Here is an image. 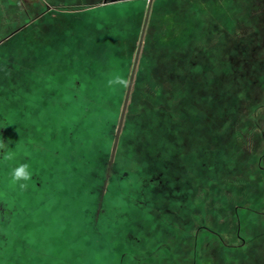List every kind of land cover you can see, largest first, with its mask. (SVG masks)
<instances>
[{"label": "flooded vegetation", "instance_id": "flooded-vegetation-1", "mask_svg": "<svg viewBox=\"0 0 264 264\" xmlns=\"http://www.w3.org/2000/svg\"><path fill=\"white\" fill-rule=\"evenodd\" d=\"M143 3L141 24H150L152 39L157 33L156 24H185L186 31L184 39L176 44L165 43L160 50L152 47L150 58L163 60L168 66L154 76L162 79L159 92L163 99L152 98L155 94L153 88L150 90V104L156 107L152 105L150 111L142 112L148 115L143 124L146 131H136L147 138L126 141L135 151L146 153L145 164L134 165L131 172L135 183L142 185L138 200L145 203L151 220H157L156 226L162 230L150 228L147 223L142 225L147 226L144 235L138 234L136 239V234L130 233L127 242L132 246L143 240L140 237L150 242L153 238L156 246L140 252L148 250L150 261L160 258L161 264H197L204 258L208 264H230L226 260L235 253L240 264H264V208L259 211L251 205L258 200L264 205V0H0V70L4 72L0 95L9 105L11 96L4 86L11 71H16L17 81L21 82L27 72L43 70L42 63L56 55L51 53L56 51L53 43H47L45 50L41 47L32 52L28 46L32 39L27 35L35 32L36 37L41 33L36 27L28 32L31 24H51L49 16L56 24L54 14L74 17L100 8V18H106L114 11L116 15L123 13L122 5L132 7L136 19L130 24H138L137 8ZM34 42L40 43L36 39ZM16 46L17 58L12 59ZM67 53L72 52L69 49ZM143 88L134 85L137 93ZM15 92L21 93L17 89ZM140 114L131 119L140 121ZM10 119L4 116L2 123L9 125ZM126 120L121 131L125 130ZM109 125L107 136L113 144L115 132L113 137L110 132L114 125ZM121 142L119 135L111 164L112 144L109 151L99 153L106 155L99 156L103 157L99 171L91 166L86 153L80 156L89 180L97 181L92 186L97 200L95 220L102 211L107 185L128 174L118 161ZM259 175L261 181H257ZM221 184L223 191L218 189ZM87 189L90 196L88 184ZM228 200L235 201V205L227 206L225 212ZM85 215L90 219L89 214ZM137 254L135 258H141Z\"/></svg>", "mask_w": 264, "mask_h": 264}, {"label": "rangeland", "instance_id": "rangeland-1", "mask_svg": "<svg viewBox=\"0 0 264 264\" xmlns=\"http://www.w3.org/2000/svg\"><path fill=\"white\" fill-rule=\"evenodd\" d=\"M121 7L122 19L115 11L100 18L103 13L100 8L80 13L79 17L54 14L58 18H54L56 24H52L53 17L49 16L47 20L51 24H31L27 29L31 33L35 27L40 29L41 34L36 37L35 32L27 35V39H32L28 46L33 53L53 43L56 51L51 53L56 55L42 63L43 70L27 72L21 82L17 81L16 71H11L9 82L4 86L11 96L8 97L9 105L0 95V142L7 145L0 150V264H161L160 258L149 259L148 250L157 244L152 242L153 238L150 242L147 237H140L143 240L132 246L127 242L130 233L136 234V239L138 234L144 235L147 226L142 225L147 223L150 228L162 229L156 226L157 220H151L145 203L138 200L142 185L135 183L134 165L145 164L146 153L142 149L135 151L126 141L136 138L140 142L147 138L137 135L136 131H146L143 124L148 115L142 112L150 106L156 107L150 104V90L153 88L155 94L152 98L163 99V93L159 92L162 79L154 76L162 74L168 66L163 60L150 58L152 47L160 50L165 43L176 44L183 40L185 24H156L157 33L153 39L150 24L144 26L142 52L138 55L131 84L124 122L127 120L120 134L122 146L117 158L128 174L107 185L97 220L94 216L97 200L92 187L97 181L90 179V185V174L80 157L86 153L92 163L110 150L109 123L114 125L110 132L113 137L121 112L126 87L110 85L109 81L117 75L129 80L144 25L141 22L145 4L137 8L138 24H130L136 19L132 7ZM35 39L42 44L35 45ZM17 48L12 51V59L17 58L14 55L19 51ZM69 49L71 54L67 53ZM0 71L1 78L4 72ZM135 84L146 88L137 93ZM15 89L21 93H16ZM138 112L141 113L140 123L131 119ZM4 116L7 120L11 118L9 125L2 123ZM6 151L11 158L5 159ZM21 164H28L32 173L23 189L11 180L12 170ZM258 178L257 181H261V175ZM87 184L92 190L90 196ZM238 185L236 187L241 189ZM220 186L218 189L223 191L222 184ZM227 203L230 204L225 205V212L235 201ZM251 205L259 211L264 208L262 200L251 202ZM239 211L247 213V210ZM85 214H89L91 220ZM218 218L221 223L223 218ZM117 230L120 235H116ZM145 249L148 250L140 252ZM136 253L141 258L136 259ZM232 256L235 257L229 259L225 255L226 262L240 264L236 253ZM137 260L142 261L137 263ZM206 261V258L203 262L198 259L197 264H208Z\"/></svg>", "mask_w": 264, "mask_h": 264}, {"label": "clouds", "instance_id": "clouds-1", "mask_svg": "<svg viewBox=\"0 0 264 264\" xmlns=\"http://www.w3.org/2000/svg\"><path fill=\"white\" fill-rule=\"evenodd\" d=\"M110 85H120L127 87L128 81L123 76H115L109 81ZM7 145L0 142V150L6 149ZM11 158L10 152H5V159ZM32 173L28 164H21L14 168L11 172V180L13 183H18L20 188H26L27 182L31 180Z\"/></svg>", "mask_w": 264, "mask_h": 264}, {"label": "water", "instance_id": "water-1", "mask_svg": "<svg viewBox=\"0 0 264 264\" xmlns=\"http://www.w3.org/2000/svg\"><path fill=\"white\" fill-rule=\"evenodd\" d=\"M146 19H147V17H146ZM144 26H145V24L143 25L142 33H141V36H140V39H139V42H138V45H137L135 58H134V61H133L131 72H130L128 85H127L126 90H125V95H124V99H123V103H122V108H121V112H120V115H119L118 123H117L115 134H114L113 144H112V148H111V152H110L109 164H111V162L113 160L115 149H116V146H117V143H118V139H119V135H120V131H121V127H122V123H123V119H124V115H125V111H126L129 95H130L131 84H132V80H133V77H134V72H135V68H136V64H137V60H138V55H139V51H140V47H141V43H142V36H143Z\"/></svg>", "mask_w": 264, "mask_h": 264}, {"label": "trees", "instance_id": "trees-1", "mask_svg": "<svg viewBox=\"0 0 264 264\" xmlns=\"http://www.w3.org/2000/svg\"><path fill=\"white\" fill-rule=\"evenodd\" d=\"M76 81H78V80H76ZM97 154H99V153H97ZM100 156H103L104 158H106V155L104 156V155H100ZM103 157H99V159L96 161H94V162H92L91 164L93 165V166H97L96 168H97V170L99 169V166L100 165H102V162H101V160L103 159ZM102 158V159H101ZM81 159H82V157H81ZM101 167V166H100ZM99 171V170H98Z\"/></svg>", "mask_w": 264, "mask_h": 264}, {"label": "bare ground", "instance_id": "bare-ground-1", "mask_svg": "<svg viewBox=\"0 0 264 264\" xmlns=\"http://www.w3.org/2000/svg\"><path fill=\"white\" fill-rule=\"evenodd\" d=\"M42 211H43V210H42ZM41 213H42V212H41ZM39 214H40V213H39ZM42 214H43V213H42ZM42 214H40V219H41ZM52 241H55V240H52ZM48 243H49V242H48ZM48 243H47V244H48ZM53 243H54V242H53ZM14 259H15V258H14ZM16 259H17V258H16Z\"/></svg>", "mask_w": 264, "mask_h": 264}]
</instances>
